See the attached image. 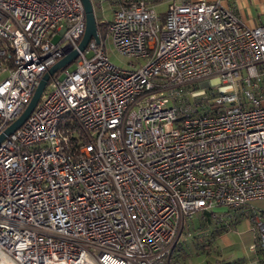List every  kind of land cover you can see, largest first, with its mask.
Wrapping results in <instances>:
<instances>
[{"label": "built area", "instance_id": "built-area-1", "mask_svg": "<svg viewBox=\"0 0 264 264\" xmlns=\"http://www.w3.org/2000/svg\"><path fill=\"white\" fill-rule=\"evenodd\" d=\"M108 1L99 40L0 141V264H186L188 218L264 199V22L221 0ZM84 28L81 0H0V132ZM253 226L264 249V211Z\"/></svg>", "mask_w": 264, "mask_h": 264}, {"label": "crops", "instance_id": "crops-1", "mask_svg": "<svg viewBox=\"0 0 264 264\" xmlns=\"http://www.w3.org/2000/svg\"><path fill=\"white\" fill-rule=\"evenodd\" d=\"M221 3L225 7L229 8L239 18V20L247 26L253 27L264 22V0H221ZM240 210L241 209H225L224 207L215 206L211 210L203 212V215L201 214V216L211 219L206 221V225L201 228H197L198 224L194 227V229L200 230L199 233L202 232V236L199 238L200 241L198 246H207V250H209L208 253H205V260L203 259L204 264L205 261L207 264H232L238 262V260L234 259V256L228 257L221 254L219 247L232 246L233 242L228 238L227 235V233L230 231V226L225 224L226 222H224V219L229 216H233L234 212H236V217H234L235 222L239 217H245L243 215V211L241 212ZM253 210L257 211L255 209ZM261 211L264 210L257 212L261 213ZM250 218H252L253 223V213L251 214ZM214 220L215 222H213ZM252 229L254 242L256 241V231L253 225ZM188 232L189 234L186 235L182 242V247L180 246L181 249L179 250L181 256H183V261L186 264L187 261H191L189 259L191 258L189 257L191 255L184 253L182 249L187 242L186 239L188 236H193V234H195L194 232ZM251 243L252 241L249 242L248 248H245L248 259L244 260V264H264V249L259 247L252 249L250 247ZM193 244L195 245V243Z\"/></svg>", "mask_w": 264, "mask_h": 264}, {"label": "rangeland", "instance_id": "rangeland-1", "mask_svg": "<svg viewBox=\"0 0 264 264\" xmlns=\"http://www.w3.org/2000/svg\"><path fill=\"white\" fill-rule=\"evenodd\" d=\"M91 2L93 5L94 13L96 15V20L100 19L102 21H107L111 17L112 11L110 9V4L108 0H91ZM166 6H167V2L164 1L157 4L155 8L159 12L165 10ZM57 38L58 36L53 37L54 40H56ZM104 44L109 59L113 64L120 66L122 68L129 67V64L127 63L129 60L126 57L120 56L112 49V45L109 37L104 38ZM74 65H75L74 62H72L71 64L67 65V68L69 70H72L74 68ZM4 75L5 74H0V80ZM240 209L241 212L243 211V215L245 217H239L238 220L235 222L234 217H236L235 216L236 212H234L233 216H229L226 219H224L225 220L224 222H226L225 224L230 226V231L227 233V235L228 238L233 242L232 246L219 247L221 254L228 257L234 256L235 257L234 259L238 260V262L240 260L239 263L237 262L232 264H244V260L248 259V255L246 254L245 248H248L249 242L252 241V243H254L253 229H252L253 223H252V218H250V216L253 213V209L257 211L264 210V199L255 200L251 204L246 205ZM201 219L202 218L200 212H196L194 213L193 216H191V218H188L184 222V230L181 239H183L184 233H186L187 230H189L190 232H194L199 239L202 236V232L199 233L200 230L194 229V227L197 224H199ZM213 222H215V220ZM192 237H193L192 235L188 236V238L186 239L187 242L182 249L184 253L191 255L189 257H191L192 259L189 258L191 261H187V264H204L203 259L205 260L204 258L205 253H208L209 250H207V246H198L196 244L195 246L193 242H196L195 241L196 239ZM205 264H207L206 261Z\"/></svg>", "mask_w": 264, "mask_h": 264}, {"label": "water", "instance_id": "water-1", "mask_svg": "<svg viewBox=\"0 0 264 264\" xmlns=\"http://www.w3.org/2000/svg\"><path fill=\"white\" fill-rule=\"evenodd\" d=\"M81 2L83 4V8L85 12V28L78 42L77 49H73L70 52L63 55L42 74L32 93L29 102L27 103L23 111L13 122H11L0 132V141L3 138H5L8 134L13 132L16 128H18L28 117L30 112L35 107L49 77L53 75L58 69L69 64L73 59H75L76 56L78 55L79 50H83L91 38H94L96 41L99 40L98 31H97L98 30L97 20L94 13L92 2L91 0H81Z\"/></svg>", "mask_w": 264, "mask_h": 264}, {"label": "trees", "instance_id": "trees-1", "mask_svg": "<svg viewBox=\"0 0 264 264\" xmlns=\"http://www.w3.org/2000/svg\"><path fill=\"white\" fill-rule=\"evenodd\" d=\"M157 1H161V0H157ZM105 26H106V21H97V29H98L99 32H103V30L105 29ZM201 214L203 215V213H201ZM201 218L202 219L200 220L197 228H201V227L205 226L206 225V221L211 220V219L205 218L204 216H201ZM192 238L196 239V240L194 239L196 242H193V241L192 242L195 243L196 245H198L199 244V239H198L197 235L193 234ZM182 242L183 241H181L177 245V249L175 250L174 258H175V260L183 263L184 262L183 261V256H181V253L179 251L181 249L180 246L182 245Z\"/></svg>", "mask_w": 264, "mask_h": 264}]
</instances>
